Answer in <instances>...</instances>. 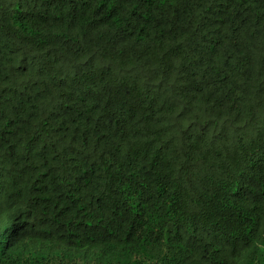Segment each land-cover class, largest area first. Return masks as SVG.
Listing matches in <instances>:
<instances>
[{
  "label": "trees",
  "instance_id": "trees-1",
  "mask_svg": "<svg viewBox=\"0 0 264 264\" xmlns=\"http://www.w3.org/2000/svg\"><path fill=\"white\" fill-rule=\"evenodd\" d=\"M0 264H264V0H0Z\"/></svg>",
  "mask_w": 264,
  "mask_h": 264
}]
</instances>
